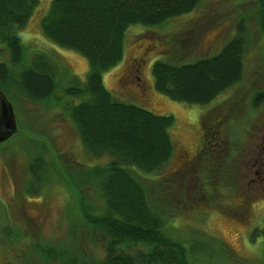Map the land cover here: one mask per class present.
Segmentation results:
<instances>
[{"label": "rangeland", "instance_id": "rangeland-1", "mask_svg": "<svg viewBox=\"0 0 264 264\" xmlns=\"http://www.w3.org/2000/svg\"><path fill=\"white\" fill-rule=\"evenodd\" d=\"M39 1L20 39L28 56L42 52L56 65L61 102L13 104L19 135L0 145V264H48L42 252L60 249L100 260L102 238L85 214L89 209L95 215V206L102 204L91 175L107 159H95L84 150L66 111L75 100L63 92L75 78L85 82L88 63L43 36L40 22L51 0ZM262 1L200 0L194 11L161 26L132 28L126 34L123 61L103 74V84L116 100L175 119L169 131L170 162L137 181L163 220L164 235L189 248L188 264H264V104L255 110L257 120L250 111L254 95L264 90ZM238 30L247 42L244 75L230 92L205 107L175 103L156 92L154 61L184 63L214 56ZM8 61L0 46V62ZM225 99L236 101L242 109L237 115L255 121L240 128L237 122L230 137L222 131L229 146L236 143L234 152L219 155L199 179L195 161L204 139L201 118ZM23 137L28 139L20 144ZM39 149L46 165L40 192L36 185L27 189L29 158ZM183 162L189 168L179 176ZM253 232L258 235L252 238Z\"/></svg>", "mask_w": 264, "mask_h": 264}, {"label": "trees", "instance_id": "trees-1", "mask_svg": "<svg viewBox=\"0 0 264 264\" xmlns=\"http://www.w3.org/2000/svg\"><path fill=\"white\" fill-rule=\"evenodd\" d=\"M39 2L0 0V46L9 56L8 63L0 62V89L12 104L61 102L56 96V65L42 52L28 56L20 39ZM199 4L200 0H51L40 22L43 36L88 63L85 82L75 78L76 82L63 90L66 97L75 100L67 104L66 111L86 153L107 161L95 166L91 175V184L102 204L95 206V215L88 208L85 214L102 238V258L93 260L62 249L46 250L42 254L48 264H188L189 248L164 235V222L155 214L145 188L137 181L143 175L159 172L170 162L173 145L169 131L175 119L116 100L104 86L103 74L123 61L130 29L161 26L191 13ZM260 14L264 34L263 1ZM246 45L245 33L238 30L214 56L184 63L169 58L156 60L151 68L154 88L175 103L208 106L241 82ZM236 104L225 99L202 115L204 139L195 161L199 179L211 167L210 162L220 160L219 155L229 154L236 146H229L228 139L220 136L222 131L229 135L237 122L240 121V128L254 122L253 116L257 120L255 110L264 104V90L252 99L253 109L249 110L255 114L250 121L249 115H237L242 109ZM27 139L21 138L20 144ZM40 151L30 156L27 165V189L36 185L39 192L46 168ZM187 168L183 167L179 176ZM257 235L253 232L251 237Z\"/></svg>", "mask_w": 264, "mask_h": 264}, {"label": "water", "instance_id": "water-1", "mask_svg": "<svg viewBox=\"0 0 264 264\" xmlns=\"http://www.w3.org/2000/svg\"><path fill=\"white\" fill-rule=\"evenodd\" d=\"M19 133L13 104L0 89V144Z\"/></svg>", "mask_w": 264, "mask_h": 264}, {"label": "flooded vegetation", "instance_id": "flooded-vegetation-1", "mask_svg": "<svg viewBox=\"0 0 264 264\" xmlns=\"http://www.w3.org/2000/svg\"><path fill=\"white\" fill-rule=\"evenodd\" d=\"M134 64L136 65V68L139 66L138 62H135ZM136 71H137V70H136ZM138 80H139V79H138ZM262 150H264V149H262ZM183 167H185V163H184V162L181 164V169H182ZM186 167H187V165H186ZM255 174H257V172H255Z\"/></svg>", "mask_w": 264, "mask_h": 264}]
</instances>
